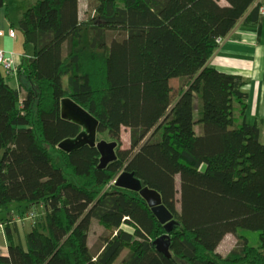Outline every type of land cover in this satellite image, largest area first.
<instances>
[{
  "label": "trees",
  "instance_id": "16d2710c",
  "mask_svg": "<svg viewBox=\"0 0 264 264\" xmlns=\"http://www.w3.org/2000/svg\"><path fill=\"white\" fill-rule=\"evenodd\" d=\"M92 1L84 21L79 0H38L25 10L18 28L35 55L17 70L29 83L24 94L0 66V208L17 202L36 213L24 244L7 226L0 264H264L261 127L246 121L243 77L205 66L241 21L258 23L263 4ZM175 78L188 83L173 99ZM64 98L97 119L98 141L117 143L104 166L96 147L58 148L82 129L62 118ZM123 170L159 193L175 224L160 222L138 193L109 186ZM93 219L104 233L89 247ZM239 229L259 231L260 246L237 236L221 255ZM164 235L170 258L155 244Z\"/></svg>",
  "mask_w": 264,
  "mask_h": 264
},
{
  "label": "crops",
  "instance_id": "0c3cea01",
  "mask_svg": "<svg viewBox=\"0 0 264 264\" xmlns=\"http://www.w3.org/2000/svg\"><path fill=\"white\" fill-rule=\"evenodd\" d=\"M19 1V7L17 9L10 10L8 0H5L4 6L0 8V26L3 32L2 34L0 33V49L4 50L7 55L13 54V61L17 70L21 67L24 58H31L35 55L34 46L30 43H25L24 36L18 28V22L25 10L38 0ZM221 2L225 3L224 0H221ZM257 3L263 4L261 6L258 23L256 25H247L241 21L226 38L221 39V43H218L219 47L205 66L243 77L246 82L243 89L248 94L246 121L248 123H259L261 127V140L264 142V0H257L255 5ZM93 8L94 1L79 0L80 20H86L93 12ZM9 29L15 31L16 36L14 38L8 35L7 32ZM105 29L110 33H113L112 31H118L117 33L127 31L124 27H106ZM7 82L12 88H22L23 94L25 88L22 85H29L23 73L20 72L18 74L17 71L8 74ZM29 210L26 209L25 204H11L7 209V215L2 218V221L0 220L9 226L10 236L14 242L24 244L25 241H22L23 237L25 240L26 234L34 226L35 220H25ZM0 211H3V209L0 208ZM24 221L31 222L25 225V227L28 226L25 234L23 226L17 225ZM95 223L98 222L93 219L91 228ZM13 226L17 230L15 233L12 232L13 228L11 227ZM100 227L103 229L101 231H104V228L102 226ZM88 245L89 247H93L91 234L88 237ZM8 247L9 239L6 229L5 234L0 232V254L7 256L9 254Z\"/></svg>",
  "mask_w": 264,
  "mask_h": 264
},
{
  "label": "water",
  "instance_id": "95a60500",
  "mask_svg": "<svg viewBox=\"0 0 264 264\" xmlns=\"http://www.w3.org/2000/svg\"><path fill=\"white\" fill-rule=\"evenodd\" d=\"M62 118L81 126L80 133L75 138H69L59 143L58 148L64 152H71L83 145L96 147L101 153V166L115 157L116 142H107L97 140L98 121L89 112L75 103L71 98H64L61 102ZM115 185L119 188L138 193L149 205L153 214L162 223L170 222L175 224L173 214L162 203L161 196L156 191L144 186L140 179L134 173L123 170L116 179ZM156 247L170 258L169 240L164 235L156 240Z\"/></svg>",
  "mask_w": 264,
  "mask_h": 264
},
{
  "label": "rangeland",
  "instance_id": "374dc122",
  "mask_svg": "<svg viewBox=\"0 0 264 264\" xmlns=\"http://www.w3.org/2000/svg\"><path fill=\"white\" fill-rule=\"evenodd\" d=\"M19 2H20L19 0H8L9 9L10 10L17 9L19 7ZM112 32L114 34V32L117 33L118 31H112ZM122 33H124V32H122ZM85 34H86V38H88V36H89L88 30H86V33ZM193 60H197V59H193ZM187 83H188V81H184L183 82V81L180 80V78H175L172 81L171 84H172V87H173V99H175L178 96L181 87H184ZM195 116H196V118L198 117L197 114ZM199 128H200V126H199ZM197 130H199V129L197 128ZM121 141H122V149H127V148L130 147V129H128V128H123L122 129ZM57 161L60 164H62V162H60V157L59 156H57ZM65 171H66L67 175H72V173L70 171H68V170H65ZM177 185H179V179L177 181ZM13 204H19V203L14 202V203H12V205ZM37 212H39L38 209H37ZM6 215H7V208H5L3 211H0V220L2 221V218L4 216H6ZM24 222H25V224H24ZM24 222H22L20 224H17V225L18 226L21 225V227L23 226V228H24V234H25V232L27 230V227H28V226L25 227V225H28L31 222H29V221H24ZM12 224H14V223H12ZM11 228H13V231L12 232L15 233L17 231L14 228V226L11 227ZM125 228H126V226H125ZM128 229H130V228L128 227ZM101 230H103V229H101V227H100V225L98 223H95L92 226V228L90 230V234H91V243H92L93 246L95 244H97V241H98L99 236H101L104 233V231H101ZM3 234H5V230H3ZM237 236H245L247 238V240H248V243L251 246H254V247L260 246L261 241H260V232L259 231H257V230H248V229H239L238 232H237V235H235V234H228L224 238V240L221 242V244L218 247V252L221 255L226 256L235 247V245L237 243V240H238L237 239ZM22 241L23 242L25 241L24 240V237H23ZM126 253H127V251H124L123 254H122V256H125ZM121 260H122V257H120L115 262V264H119L121 262Z\"/></svg>",
  "mask_w": 264,
  "mask_h": 264
},
{
  "label": "built area",
  "instance_id": "2783aa9c",
  "mask_svg": "<svg viewBox=\"0 0 264 264\" xmlns=\"http://www.w3.org/2000/svg\"><path fill=\"white\" fill-rule=\"evenodd\" d=\"M0 33L2 34L1 26H0ZM8 35L12 38L16 36V33L13 29L8 30ZM218 43H221V39L218 40ZM0 66L6 70L9 73H15L17 71V68L13 61V54L7 55L4 50L0 49ZM118 176V175H117ZM117 176L111 181L109 186H112L115 184ZM36 218L35 212H28L27 216L25 217V220H34ZM6 223L0 222V232H3V230H6Z\"/></svg>",
  "mask_w": 264,
  "mask_h": 264
}]
</instances>
